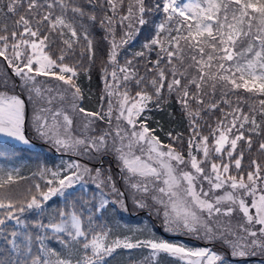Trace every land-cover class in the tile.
<instances>
[{"label": "snow or ice", "instance_id": "6c2138e0", "mask_svg": "<svg viewBox=\"0 0 264 264\" xmlns=\"http://www.w3.org/2000/svg\"><path fill=\"white\" fill-rule=\"evenodd\" d=\"M0 264H264V0H0Z\"/></svg>", "mask_w": 264, "mask_h": 264}, {"label": "trees", "instance_id": "16d2710c", "mask_svg": "<svg viewBox=\"0 0 264 264\" xmlns=\"http://www.w3.org/2000/svg\"><path fill=\"white\" fill-rule=\"evenodd\" d=\"M93 87H95V84H93Z\"/></svg>", "mask_w": 264, "mask_h": 264}]
</instances>
